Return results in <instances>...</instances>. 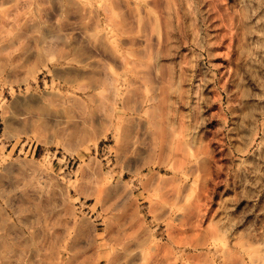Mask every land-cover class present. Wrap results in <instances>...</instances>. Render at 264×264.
I'll return each instance as SVG.
<instances>
[{"label":"rangeland","instance_id":"rangeland-1","mask_svg":"<svg viewBox=\"0 0 264 264\" xmlns=\"http://www.w3.org/2000/svg\"><path fill=\"white\" fill-rule=\"evenodd\" d=\"M0 264H264V0H0Z\"/></svg>","mask_w":264,"mask_h":264}]
</instances>
